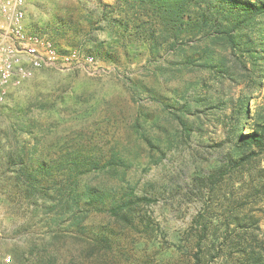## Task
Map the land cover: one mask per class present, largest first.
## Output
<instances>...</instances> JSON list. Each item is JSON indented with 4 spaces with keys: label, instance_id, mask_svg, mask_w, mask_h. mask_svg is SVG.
Returning a JSON list of instances; mask_svg holds the SVG:
<instances>
[{
    "label": "rangeland",
    "instance_id": "rangeland-1",
    "mask_svg": "<svg viewBox=\"0 0 264 264\" xmlns=\"http://www.w3.org/2000/svg\"><path fill=\"white\" fill-rule=\"evenodd\" d=\"M116 2L27 1L30 31L47 36L65 50L76 49L93 57L95 64L86 70H41L12 89L0 106V138L9 131L11 121L25 112L33 121L35 136H43L39 147L49 160H57L73 147L120 150L134 164L129 179L139 184L140 192H155L157 202L151 211L173 237L170 240H176L175 232L190 226L207 202L214 212L226 215L242 203L243 212L259 221V238L264 240V153L245 167L232 164L211 194L203 193L194 179L235 162L233 133L250 132L254 118L264 116V57L255 68L249 60L248 70L246 58H231V71L223 81L199 67L200 62L183 70L178 66L179 71H173L176 75L163 77L157 68H167L170 62L166 61L174 58L150 61L141 42L124 48L123 42L129 44L130 38L120 37L117 26L102 20L103 14L111 12L108 6ZM90 30L106 42L101 51H112L114 61L98 56L90 49L92 45L82 44ZM263 48L258 45L257 51ZM136 84L138 92L133 89ZM152 90L163 97L165 107L152 99ZM240 100L247 102L252 120L238 127ZM178 116L188 123L190 135ZM145 135L155 140L154 146L145 141ZM36 140L26 136L22 142L30 150ZM95 180L100 179L91 177ZM14 189L11 182L0 188V264L8 257L10 264H32L30 250L48 242L50 236L39 217L33 219L22 205L8 202L5 192ZM92 221L103 223L98 217ZM20 226L27 232L17 235ZM74 243L68 240L63 246L59 264H68L65 246ZM15 252L23 253L24 259L16 260Z\"/></svg>",
    "mask_w": 264,
    "mask_h": 264
},
{
    "label": "trees",
    "instance_id": "trees-1",
    "mask_svg": "<svg viewBox=\"0 0 264 264\" xmlns=\"http://www.w3.org/2000/svg\"><path fill=\"white\" fill-rule=\"evenodd\" d=\"M108 9L111 12L103 14L102 20L117 26L120 37L130 38L129 44L123 42L124 48L141 42L150 61L175 59L166 61L170 62L167 68H157L163 77L176 75L178 66L183 70L200 62L199 67L223 81L231 71V58H246L248 70L249 60L255 68L264 57L259 56L264 50L257 51L258 45L264 47V0H117ZM186 43L188 48L180 47ZM82 44L92 45L98 56L115 60L112 51H101L106 42L92 30ZM151 93L165 107L163 97ZM238 109V127L247 125L252 120L247 102L240 100ZM178 117L190 135L188 123ZM253 121L250 132L233 133L235 162L194 178L203 193L215 192L232 164L245 167L264 153V116L258 114ZM9 127L0 138V188L13 183L16 191L5 192L8 202L22 205L33 219L39 217L50 236L30 250L32 264H59L68 240L77 242L65 246L68 264H163L166 258L167 264L180 260L182 264H264L259 221L243 212L242 203L226 215L214 212L207 202L190 226L170 240L172 236L151 211L157 202L155 192L139 191V184L128 177L133 161L120 150L73 147L57 160H49L39 147L44 138L35 136L33 121L25 112ZM26 136L37 139L30 150L22 142ZM144 139L154 146L149 135ZM93 176L100 180L91 181ZM96 217L103 223L92 221ZM26 232L25 226L15 231ZM14 255L16 260L24 259L23 253Z\"/></svg>",
    "mask_w": 264,
    "mask_h": 264
},
{
    "label": "built area",
    "instance_id": "built-area-1",
    "mask_svg": "<svg viewBox=\"0 0 264 264\" xmlns=\"http://www.w3.org/2000/svg\"><path fill=\"white\" fill-rule=\"evenodd\" d=\"M27 1L0 0V106L12 89L21 87L41 70H86L95 64L93 57L76 49L62 51L52 39L30 31ZM10 263L11 258H5V264Z\"/></svg>",
    "mask_w": 264,
    "mask_h": 264
}]
</instances>
